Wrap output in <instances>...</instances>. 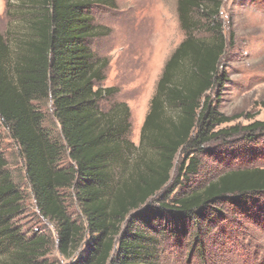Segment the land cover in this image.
Returning <instances> with one entry per match:
<instances>
[{
	"label": "trees",
	"instance_id": "1",
	"mask_svg": "<svg viewBox=\"0 0 264 264\" xmlns=\"http://www.w3.org/2000/svg\"><path fill=\"white\" fill-rule=\"evenodd\" d=\"M107 1H25L33 8L29 31L14 49L0 32V120L19 146L36 208L57 225L63 256H73L89 235L86 253L73 264H151L158 258L155 247L162 231L151 222L159 220L164 226L172 215L191 225L206 207L222 199L264 193V168H238L167 201L177 153L184 154L174 181L178 186L182 176L198 173L189 148H200L219 135L259 134L264 121L211 132L232 119L218 116L207 95L214 85L224 83L218 71L228 46L218 21L222 0H177L185 37L164 63L138 144L131 142L128 105L116 100L107 108L100 105L118 88L99 86L108 62L96 58L87 43L99 35L88 9ZM200 29L210 36H195ZM46 102L52 104L62 142L43 125L37 104ZM260 106L264 110V101ZM65 153L69 164L59 165ZM3 166L0 157V173ZM65 189L74 191L84 223L68 215L59 196ZM15 192L14 185L0 177L1 228L4 217L18 209ZM152 200L157 207H148ZM0 234L5 244L1 251L8 253L0 264H40L35 257L45 246L43 236L25 240L8 227ZM190 235L202 250L200 239L206 235L198 223Z\"/></svg>",
	"mask_w": 264,
	"mask_h": 264
},
{
	"label": "rangeland",
	"instance_id": "2",
	"mask_svg": "<svg viewBox=\"0 0 264 264\" xmlns=\"http://www.w3.org/2000/svg\"><path fill=\"white\" fill-rule=\"evenodd\" d=\"M25 1L0 0V32L13 45L12 49L16 41L29 31L27 19L33 8ZM88 11L92 23L99 27V35L87 43L96 58L108 62L104 69L106 78L99 86L118 88L112 99L104 100L100 105L107 108L113 100L128 105L131 122L128 138L137 145L164 63L185 37L178 18L177 0H108L92 4ZM218 21L228 43L218 65L224 83L214 85L207 95H210L211 107L218 116L232 119L213 126L211 132L230 126H245L256 120L264 121V110L260 106L264 101V0H222ZM194 35L209 37L210 33L200 29ZM230 35L231 43L228 40ZM37 105L44 114L43 125L51 132L52 138L62 142L51 102ZM236 115L238 117L233 118ZM257 133L219 135L200 148L189 146L187 153L198 162V173L180 176L177 186L174 184L177 167L184 157L182 151L178 152L167 186L173 190L167 201L181 190L202 187L227 170L264 168V131ZM0 157L4 162L0 177H6L18 195V209L4 217L0 231L8 227L10 232L18 233L25 240L43 236L45 246L35 257L40 264H73L79 254L86 253L90 236H85L73 256L62 255L57 225L42 217L36 208L19 146L11 139L1 120ZM68 164L65 153L59 165ZM59 196L70 218L84 223L74 191L60 190ZM153 206L157 207L152 200L148 207ZM203 211V217L198 216L191 225L174 219L172 215L164 226L159 220L151 222L155 230L162 228L155 247L158 258L151 264H264V193L244 199H222ZM196 223L201 227V234L206 235L200 239L202 250L196 246L199 242L195 243L190 235L196 229ZM4 246L0 243V261L8 254L1 251Z\"/></svg>",
	"mask_w": 264,
	"mask_h": 264
}]
</instances>
